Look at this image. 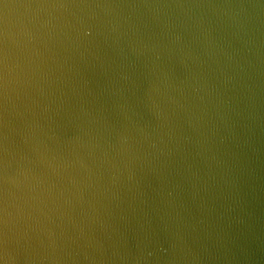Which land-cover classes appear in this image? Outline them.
I'll return each mask as SVG.
<instances>
[{
  "label": "water",
  "instance_id": "95a60500",
  "mask_svg": "<svg viewBox=\"0 0 264 264\" xmlns=\"http://www.w3.org/2000/svg\"><path fill=\"white\" fill-rule=\"evenodd\" d=\"M0 264H264V0H0Z\"/></svg>",
  "mask_w": 264,
  "mask_h": 264
}]
</instances>
